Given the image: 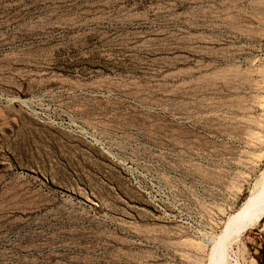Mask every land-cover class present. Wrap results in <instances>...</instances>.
<instances>
[{
    "label": "rangeland",
    "instance_id": "obj_1",
    "mask_svg": "<svg viewBox=\"0 0 264 264\" xmlns=\"http://www.w3.org/2000/svg\"><path fill=\"white\" fill-rule=\"evenodd\" d=\"M263 179L264 0H0V264H209Z\"/></svg>",
    "mask_w": 264,
    "mask_h": 264
},
{
    "label": "bare ground",
    "instance_id": "obj_2",
    "mask_svg": "<svg viewBox=\"0 0 264 264\" xmlns=\"http://www.w3.org/2000/svg\"><path fill=\"white\" fill-rule=\"evenodd\" d=\"M262 183L264 185V179ZM261 197L263 199L258 200L261 202H259L260 204H258L259 207L249 213L247 212L244 214L242 213L245 208H240L237 214L227 223V225L217 236V238L215 240H211L212 254L209 264H227L228 258L232 259L234 264H239L236 259L233 258V256H230V254L232 253L230 250L236 243L237 237L241 235L245 230H247V228L253 226L260 218L264 216V195ZM229 251L231 252L230 254Z\"/></svg>",
    "mask_w": 264,
    "mask_h": 264
},
{
    "label": "built area",
    "instance_id": "obj_3",
    "mask_svg": "<svg viewBox=\"0 0 264 264\" xmlns=\"http://www.w3.org/2000/svg\"><path fill=\"white\" fill-rule=\"evenodd\" d=\"M253 238L257 242L256 250L263 253L262 264H264V219L259 221L254 227Z\"/></svg>",
    "mask_w": 264,
    "mask_h": 264
},
{
    "label": "crops",
    "instance_id": "obj_4",
    "mask_svg": "<svg viewBox=\"0 0 264 264\" xmlns=\"http://www.w3.org/2000/svg\"><path fill=\"white\" fill-rule=\"evenodd\" d=\"M262 259H263L262 256H260L258 258H254V261L252 264H262Z\"/></svg>",
    "mask_w": 264,
    "mask_h": 264
},
{
    "label": "trees",
    "instance_id": "obj_5",
    "mask_svg": "<svg viewBox=\"0 0 264 264\" xmlns=\"http://www.w3.org/2000/svg\"><path fill=\"white\" fill-rule=\"evenodd\" d=\"M260 254H261L260 256H263V253L262 252Z\"/></svg>",
    "mask_w": 264,
    "mask_h": 264
}]
</instances>
